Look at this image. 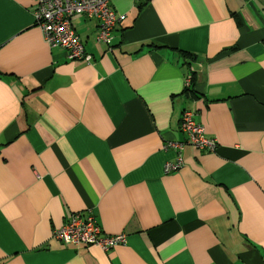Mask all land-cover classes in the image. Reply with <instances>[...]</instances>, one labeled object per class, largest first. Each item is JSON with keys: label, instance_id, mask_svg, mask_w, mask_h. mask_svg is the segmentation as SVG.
Masks as SVG:
<instances>
[{"label": "crops", "instance_id": "crops-1", "mask_svg": "<svg viewBox=\"0 0 264 264\" xmlns=\"http://www.w3.org/2000/svg\"><path fill=\"white\" fill-rule=\"evenodd\" d=\"M108 3L110 49L71 18L84 62L46 45L32 0H0V264H264V0ZM183 109L213 150L164 145ZM85 209L124 242L50 237Z\"/></svg>", "mask_w": 264, "mask_h": 264}, {"label": "built area", "instance_id": "built-area-1", "mask_svg": "<svg viewBox=\"0 0 264 264\" xmlns=\"http://www.w3.org/2000/svg\"><path fill=\"white\" fill-rule=\"evenodd\" d=\"M35 25L41 30L43 40L50 48H63L68 60L89 62L92 55L84 50L83 44L75 32L71 18L79 14L96 21L94 40L110 49L113 27L124 19L123 13H117L109 6L108 0H32ZM190 73L184 77L188 85ZM193 111L183 109L178 126L185 134L184 142H166L164 145L177 151L184 143L200 150L211 151L216 145L215 138L205 136L203 127L193 118ZM182 160L177 156L174 162L166 161L164 172L180 168ZM50 237L63 244L95 245L106 251L124 242V234L104 233L92 211H75L67 215L63 224L50 230Z\"/></svg>", "mask_w": 264, "mask_h": 264}, {"label": "trees", "instance_id": "trees-1", "mask_svg": "<svg viewBox=\"0 0 264 264\" xmlns=\"http://www.w3.org/2000/svg\"><path fill=\"white\" fill-rule=\"evenodd\" d=\"M141 5H142V3H139L136 7H139ZM181 54L184 57H187L188 59L189 58L192 59V56H191V54L189 52L181 51ZM192 87H193V72L190 73V79H189L188 85H183V87H182V93L195 94V91L192 89Z\"/></svg>", "mask_w": 264, "mask_h": 264}]
</instances>
